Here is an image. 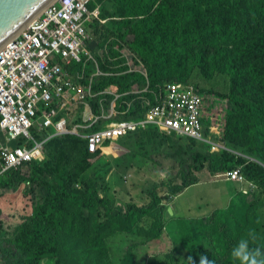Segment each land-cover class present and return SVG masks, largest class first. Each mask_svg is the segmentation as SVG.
I'll use <instances>...</instances> for the list:
<instances>
[{
  "label": "trees",
  "instance_id": "16d2710c",
  "mask_svg": "<svg viewBox=\"0 0 264 264\" xmlns=\"http://www.w3.org/2000/svg\"><path fill=\"white\" fill-rule=\"evenodd\" d=\"M96 9L92 33L99 43L112 35L124 40L145 65L152 88L193 85L209 111H216L207 134L229 149L213 151L210 143L147 128L109 140L107 154L97 153L91 162L86 140H48L43 161L0 176V196L30 181L25 189L33 203L32 215L13 229L0 220L1 263L200 264L207 257L210 264H235L231 248L250 231L257 237L252 247L264 251V0H92L89 10ZM195 70L208 80L217 76L222 88L200 87L191 80ZM142 82L136 73L100 84L122 91ZM115 150L145 162H157L155 154L164 152L178 167L151 188L148 202L124 204L102 193L100 174L89 171L93 163L109 166L106 157ZM238 167L248 191L230 207L199 218L192 208L188 216L171 212L168 204L199 183L201 171L218 175ZM164 234L171 241L165 258L148 256Z\"/></svg>",
  "mask_w": 264,
  "mask_h": 264
},
{
  "label": "built area",
  "instance_id": "2783aa9c",
  "mask_svg": "<svg viewBox=\"0 0 264 264\" xmlns=\"http://www.w3.org/2000/svg\"><path fill=\"white\" fill-rule=\"evenodd\" d=\"M91 1L57 0L0 49V176L43 161L46 142L66 135L86 140L91 162L107 154L109 140L147 128L225 147L207 134L211 105L193 85L152 88L145 65L124 40L112 35L99 43L91 21L99 9L90 11ZM136 73L143 82L122 91L100 84ZM226 176L243 179L240 169Z\"/></svg>",
  "mask_w": 264,
  "mask_h": 264
},
{
  "label": "rangeland",
  "instance_id": "374dc122",
  "mask_svg": "<svg viewBox=\"0 0 264 264\" xmlns=\"http://www.w3.org/2000/svg\"><path fill=\"white\" fill-rule=\"evenodd\" d=\"M191 80L198 81L202 88H222V86L217 84L219 80L217 76L213 80H208L203 78L198 70L194 71ZM214 108L216 110L219 108L217 101H213L212 109ZM214 112L216 113V111L210 112L212 117H214ZM127 151L124 150L123 154H119V151L115 150V154L106 157L107 160L110 158L109 166L93 163L90 165L89 171L100 174L102 193H107L108 196L124 204H144L148 202V193L153 186L173 176L178 167L177 162L174 160L175 158H169L164 155V152L163 154H155L154 159L157 162H145L140 157H135L133 152L126 153ZM237 152L245 155L239 150ZM199 175V183L188 189L186 193L175 197L172 205L168 204L172 213L188 216V211L192 208L195 218L212 214L217 209L224 210L230 207L237 194L244 192L246 189V183L240 182L237 184V182L221 180L226 179V177H218L207 170L201 171ZM165 191L163 188L160 190L161 194H164ZM32 212V198L26 194V189L22 186L16 191L7 192L0 196V220L4 222L5 228L13 229L14 226L22 223L27 217L32 215ZM174 228L175 223L173 222L170 232L174 233ZM212 239L214 240V237ZM170 249L171 241L164 234L161 241L147 249V253L150 257L157 256L158 259L163 260ZM1 260L2 258H0V264H2ZM44 264H53V261L46 260Z\"/></svg>",
  "mask_w": 264,
  "mask_h": 264
},
{
  "label": "water",
  "instance_id": "95a60500",
  "mask_svg": "<svg viewBox=\"0 0 264 264\" xmlns=\"http://www.w3.org/2000/svg\"><path fill=\"white\" fill-rule=\"evenodd\" d=\"M57 0H0V49Z\"/></svg>",
  "mask_w": 264,
  "mask_h": 264
},
{
  "label": "clouds",
  "instance_id": "9594fccd",
  "mask_svg": "<svg viewBox=\"0 0 264 264\" xmlns=\"http://www.w3.org/2000/svg\"><path fill=\"white\" fill-rule=\"evenodd\" d=\"M102 22H104V23H102ZM101 23L106 25L107 21H101ZM217 132H218V130H217ZM212 137L216 141L222 143L225 146V147H220L218 149H214L213 145L210 142H207V143H210L212 145V150L213 151H218V150L223 149V148L229 149L225 143L217 140L214 134L212 135ZM202 142H204V141H202ZM235 169H240L241 174L243 175V179L242 180H231V179H229L226 176V173H228L231 170L227 171L226 173L218 174L217 176L218 177L219 176H225L226 177V179H221V180H226V181L229 180L231 182H237V184H239L240 182L248 184L247 178L243 174L241 168L238 167V168H235ZM232 170H234V169H232ZM247 191H248V188H246L244 190V193H246ZM256 239H257V237H256L255 232L250 231L247 234L246 237H241L233 245V247L231 248V251H230V256H231L232 260L235 262V264H264V251H262L259 247H252V245L255 244ZM200 264H210V262L208 261L207 257H201Z\"/></svg>",
  "mask_w": 264,
  "mask_h": 264
},
{
  "label": "crops",
  "instance_id": "0c3cea01",
  "mask_svg": "<svg viewBox=\"0 0 264 264\" xmlns=\"http://www.w3.org/2000/svg\"><path fill=\"white\" fill-rule=\"evenodd\" d=\"M190 188H191V187H190ZM190 188H188V189H190ZM188 189H186L182 194L186 193V192L188 191Z\"/></svg>",
  "mask_w": 264,
  "mask_h": 264
}]
</instances>
